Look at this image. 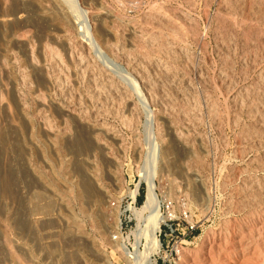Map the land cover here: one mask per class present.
<instances>
[{
	"label": "rangeland",
	"instance_id": "374dc122",
	"mask_svg": "<svg viewBox=\"0 0 264 264\" xmlns=\"http://www.w3.org/2000/svg\"><path fill=\"white\" fill-rule=\"evenodd\" d=\"M78 1L0 7V264H126L154 155L177 264H264V0Z\"/></svg>",
	"mask_w": 264,
	"mask_h": 264
},
{
	"label": "bare ground",
	"instance_id": "6f19581e",
	"mask_svg": "<svg viewBox=\"0 0 264 264\" xmlns=\"http://www.w3.org/2000/svg\"><path fill=\"white\" fill-rule=\"evenodd\" d=\"M56 1V0H54ZM69 1V0H68ZM71 4L73 5L72 8H74L73 10L77 11L78 15H79V25L80 27H82L83 31H88L87 28L89 25V19L88 16L84 10V8H82L78 2V0H70ZM38 4V12L40 13L43 11V8L45 7L44 5H49L50 3H53V0H37ZM21 3V2H20ZM33 3V1H32ZM70 3V2H69ZM6 4V0H0V7L4 8ZM8 4V3H7ZM57 4V2H56ZM59 4V3H58ZM87 6V5H86ZM8 7V6H7ZM12 7V6H11ZM41 7V9H40ZM6 9V8H5ZM33 9H35L33 7ZM7 11V10H6ZM27 11V10H26ZM75 11V12H76ZM101 11V10H100ZM250 11V10H249ZM56 12V11H55ZM61 13V12H60ZM12 14V13H11ZM15 14V13H14ZM42 14V13H40ZM49 14V13H48ZM9 15V14H8ZM24 15V14H23ZM47 15V14H46ZM29 16V15H28ZM43 16V15H42ZM63 17V16H62ZM15 19L18 20V18L15 16ZM20 19V18H19ZM44 19V18H43ZM51 19V18H49ZM61 19V18H60ZM16 20V21H17ZM12 21L11 18H9L7 15H2L0 16V22H10ZM54 21V20H53ZM57 21V20H56ZM17 23V22H16ZM61 23V22H60ZM96 23V22H95ZM98 23V22H97ZM48 24V23H47ZM24 25V24H23ZM69 25V24H68ZM2 26V25H1ZM55 27V26H54ZM67 27V26H66ZM27 28V27H26ZM220 28V27H219ZM1 29V28H0ZM52 30V29H51ZM28 31V30H27ZM64 31V30H63ZM90 31V30H89ZM66 32V31H65ZM64 32V33H65ZM249 32V31H248ZM67 33V32H66ZM86 34V32H84ZM97 33V32H96ZM128 33V32H127ZM98 34V33H97ZM54 35V34H53ZM83 35V34H82ZM88 36V33L86 34ZM197 35V34H196ZM17 36V35H16ZM15 36V37H16ZM22 36V35H21ZM97 36V35H96ZM100 36V35H98ZM28 37V36H27ZM57 37V36H56ZM84 37V36H83ZM89 37V36H88ZM103 37V35H102ZM87 38V37H86ZM195 38V37H194ZM251 38V37H250ZM21 38H19L18 40L20 41ZM52 39V38H51ZM56 39V38H55ZM62 39V38H61ZM176 39V38H175ZM253 39V38H252ZM17 40V39H16ZM25 40V39H24ZM90 42L89 44H91L95 49H97V43L95 41V39H92V36L89 38ZM103 40V39H102ZM22 41V40H21ZM60 41V40H59ZM98 41V40H97ZM100 41V40H99ZM27 42V41H25ZM50 42V41H49ZM19 43V42H18ZM51 43V42H50ZM116 43V42H115ZM36 44V43H35ZM101 44V43H100ZM26 46V45H25ZM47 46V45H46ZM45 46V47H46ZM49 46V45H48ZM108 46V45H107ZM56 47V46H55ZM92 47V48H93ZM66 48V47H65ZM64 49V48H63ZM68 49V48H67ZM98 50V49H97ZM30 51V50H29ZM47 51V50H46ZM31 52V51H30ZM49 52V51H48ZM71 52V51H70ZM54 54V53H53ZM72 54V53H71ZM27 59L29 60V62H32V58L30 53L27 51ZM21 58V57H20ZM72 58V57H70ZM26 60V61H28ZM34 61V60H33ZM1 62V61H0ZM71 62V61H70ZM4 63V62H3ZM28 63V62H27ZM31 65V64H30ZM3 67V66H2ZM35 67V66H33ZM4 68V67H3ZM27 68V67H26ZM0 70H1V63H0ZM84 74V73H83ZM12 82V81H11ZM71 85V84H70ZM14 87V86H13ZM6 90V86H2V89L0 90V95H2V90ZM32 89V88H31ZM96 89V88H95ZM12 92V91H11ZM30 92V91H29ZM139 93V90L138 92ZM142 93V92H141ZM140 94V93H139ZM138 96V95H137ZM142 96V97H141ZM139 97L142 100L141 105L142 107L146 109V113H147V118H149L148 120V125L149 128H153L155 122H153V113H151V111L149 110V108L145 102V99L143 97V95H139ZM138 98V99H140ZM146 98V97H145ZM44 100V99H43ZM241 100V98H240ZM234 101V100H233ZM9 105L4 104L2 102V99L0 97V109L4 110L6 112V114L12 118V114L10 112V109L8 107ZM239 106V105H238ZM15 107V106H14ZM127 108V107H126ZM145 111V110H144ZM72 114V113H71ZM10 121V119H9ZM12 123V122H10ZM5 124V123H4ZM12 125V124H11ZM153 125V126H152ZM43 127V126H42ZM47 127V126H46ZM251 132V131H250ZM151 133V132H149ZM95 136V135H94ZM55 139V138H54ZM179 139V138H178ZM4 140V139H3ZM152 141V140H151ZM154 142V140H153ZM151 143V142H150ZM174 143V142H173ZM75 145V144H74ZM99 145V144H98ZM185 146V145H184ZM137 149V148H136ZM141 149V148H140ZM147 155V154H146ZM149 156V155H148ZM146 158V157H145ZM152 159V158H151ZM151 159L149 160V157H147V159L144 160V164L142 167H140V169L138 170L139 176L141 178V180H143L146 184V195H145V201L144 203L139 207V208H131L132 211V215L134 217V219L137 221V223H139L140 225L143 224V227H140L139 229V233H135V245H134V250L132 253H130L127 249V242L126 241H121L120 243V250L122 252L123 258L126 262V264H154V260L152 259L153 255L155 253H157L159 247H160V242L158 239V232L161 229V225L164 223V221L166 220V217H164L161 212H160V201L157 195V186L155 183L156 180V176H157V170H156V166H155V159L156 156L154 155L153 157V161L151 163ZM18 160V159H17ZM169 160V159H168ZM3 163V162H2ZM8 163V162H7ZM77 164V163H75ZM15 165V164H14ZM82 167V166H81ZM164 167V166H163ZM78 169V168H77ZM9 172V171H8ZM11 172V171H10ZM2 175V174H1ZM88 181V180H87ZM157 181V180H156ZM138 183L135 185V190L133 192L130 193L131 198H135L137 193H138ZM257 191V190H256ZM2 192V191H1ZM89 194V193H88ZM251 194V193H250ZM205 195V194H204ZM208 197V196H207ZM258 201V200H257ZM253 206V205H252ZM31 207V206H30ZM257 214V213H256ZM40 215V214H39ZM35 216V215H34ZM50 218V217H49ZM145 219V220H144ZM39 221V220H38ZM247 221V220H246ZM225 222V221H224ZM139 226V225H138ZM46 229V228H45ZM105 230V229H104ZM52 231V230H51ZM52 235V234H51ZM140 238H144L145 240V245L143 247V250H139L138 246H139V239ZM54 239V238H53ZM141 240V239H140ZM247 247V246H246ZM183 251V250H182ZM218 252V251H217ZM182 253V252H181ZM129 257H132V260H129ZM252 257V256H251ZM248 262V261H247ZM212 264V263H211Z\"/></svg>",
	"mask_w": 264,
	"mask_h": 264
},
{
	"label": "built area",
	"instance_id": "2783aa9c",
	"mask_svg": "<svg viewBox=\"0 0 264 264\" xmlns=\"http://www.w3.org/2000/svg\"><path fill=\"white\" fill-rule=\"evenodd\" d=\"M138 193L136 195L135 198H131V196L129 195L128 199L130 200L129 206L127 208V210H125L126 212H131V208H135L137 206V200L140 196L139 190H140V185L138 184ZM145 187L146 184L144 183ZM146 195V189H145V194ZM144 201H145V196H144ZM143 201V203H144ZM112 206H114V204H112ZM164 212L167 215L166 216V220L164 221V223L161 225V229L158 232V239L160 242V247L157 251V253H155L153 255V260H154V264H177L179 261V257L181 255V252L183 250V244L184 241H174V230L172 228V204L171 203H167L165 202L164 206ZM132 213V212H131ZM164 228V229H162ZM132 257H129V260H132Z\"/></svg>",
	"mask_w": 264,
	"mask_h": 264
}]
</instances>
